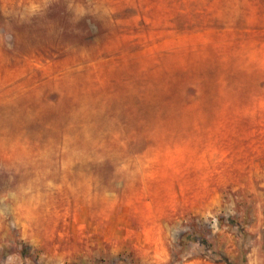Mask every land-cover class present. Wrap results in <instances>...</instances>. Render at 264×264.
<instances>
[{"label": "rangeland", "instance_id": "1", "mask_svg": "<svg viewBox=\"0 0 264 264\" xmlns=\"http://www.w3.org/2000/svg\"><path fill=\"white\" fill-rule=\"evenodd\" d=\"M219 256L264 258V0H0V264Z\"/></svg>", "mask_w": 264, "mask_h": 264}, {"label": "crops", "instance_id": "2", "mask_svg": "<svg viewBox=\"0 0 264 264\" xmlns=\"http://www.w3.org/2000/svg\"><path fill=\"white\" fill-rule=\"evenodd\" d=\"M227 255H231L227 253ZM235 258V257H234ZM183 264H225L223 262H216L202 258H194L185 261ZM245 264H264V258H249Z\"/></svg>", "mask_w": 264, "mask_h": 264}, {"label": "trees", "instance_id": "3", "mask_svg": "<svg viewBox=\"0 0 264 264\" xmlns=\"http://www.w3.org/2000/svg\"><path fill=\"white\" fill-rule=\"evenodd\" d=\"M216 262H223L225 264H234L233 261H231L229 258L223 257V256H219V258L217 260H215Z\"/></svg>", "mask_w": 264, "mask_h": 264}]
</instances>
